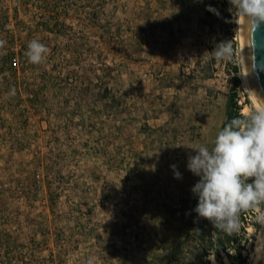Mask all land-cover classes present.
I'll return each mask as SVG.
<instances>
[{"label":"rangeland","instance_id":"374dc122","mask_svg":"<svg viewBox=\"0 0 264 264\" xmlns=\"http://www.w3.org/2000/svg\"><path fill=\"white\" fill-rule=\"evenodd\" d=\"M230 8L0 0V264H165L181 243L185 261L203 253L185 240L199 179L188 156L211 149L234 92L243 115L255 108ZM34 39L49 50L40 64L25 55ZM225 41L231 60L213 54ZM240 217L229 233L251 264L262 226Z\"/></svg>","mask_w":264,"mask_h":264},{"label":"clouds","instance_id":"9594fccd","mask_svg":"<svg viewBox=\"0 0 264 264\" xmlns=\"http://www.w3.org/2000/svg\"><path fill=\"white\" fill-rule=\"evenodd\" d=\"M231 8L257 27L264 24V0H228ZM3 42L0 41V45ZM217 59L231 60L233 50L228 41L218 44ZM48 48L38 40L28 43L25 55L29 62L43 63ZM212 147L197 143L191 148L187 170L199 179L191 188L197 198L192 210L197 219L208 220L214 228L233 232L242 212H255L264 223V102L246 116L233 118L218 131ZM174 178L182 174L170 166Z\"/></svg>","mask_w":264,"mask_h":264},{"label":"trees","instance_id":"16d2710c","mask_svg":"<svg viewBox=\"0 0 264 264\" xmlns=\"http://www.w3.org/2000/svg\"><path fill=\"white\" fill-rule=\"evenodd\" d=\"M240 85V79L236 78L232 87V90H236ZM245 116L241 113V108L238 106L236 101L235 92L229 101V107L227 112L226 120L223 122L222 127L230 122L233 118ZM242 220L243 217H240ZM199 219L192 218L189 229L186 233V243L189 246L190 252L194 251V246L198 242L203 244V253L196 254L191 260L185 261L182 258L181 251L184 243L177 246L173 256L165 264H211V256H215L218 264H223V253L229 259L232 264H246L247 257L243 255L245 250L244 245H240L237 242L234 235L229 232L222 231L219 228H214L213 225L206 221L205 223L199 222ZM243 244V243H242ZM196 248V247H195ZM231 249L236 250L235 255L231 253ZM201 250V249H200Z\"/></svg>","mask_w":264,"mask_h":264},{"label":"water","instance_id":"95a60500","mask_svg":"<svg viewBox=\"0 0 264 264\" xmlns=\"http://www.w3.org/2000/svg\"><path fill=\"white\" fill-rule=\"evenodd\" d=\"M242 46L248 79L254 96L261 106L264 102V24L242 19ZM257 264H264V244Z\"/></svg>","mask_w":264,"mask_h":264},{"label":"bare ground","instance_id":"6f19581e","mask_svg":"<svg viewBox=\"0 0 264 264\" xmlns=\"http://www.w3.org/2000/svg\"><path fill=\"white\" fill-rule=\"evenodd\" d=\"M242 19H243V16H240L239 29H240L241 51H242L243 66H244V83H245V86H246L247 91L249 93V97L252 100V102H253V104H254V106L256 108V107H260V106H259V104H258V102H257V100H256V98L254 96V93L252 91V88H251V85H250V82H249V79H248V75H247V70H246V65H245V58H244V52H243V46H242ZM261 226H262V231H261V233L258 236L256 247H255V251L252 254L253 262L251 264H257L259 256H260V253H261V250H262V247H263V244H264V223H261ZM213 264H217V262L214 261Z\"/></svg>","mask_w":264,"mask_h":264}]
</instances>
